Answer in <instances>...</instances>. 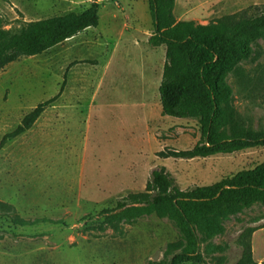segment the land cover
Listing matches in <instances>:
<instances>
[{
	"label": "rangeland",
	"instance_id": "374dc122",
	"mask_svg": "<svg viewBox=\"0 0 264 264\" xmlns=\"http://www.w3.org/2000/svg\"><path fill=\"white\" fill-rule=\"evenodd\" d=\"M87 0H0V27L89 8ZM98 26L0 71V264H160L182 239L152 214L104 223L99 214L145 191L165 169L181 191L207 187L264 163V147L179 159L202 143L197 120L166 117L158 89L165 48H151L149 0H98ZM264 0H175L177 23L215 26L250 15ZM264 42L226 77L237 122L264 132ZM39 114L27 128L30 115ZM223 133H227L226 130ZM199 264H237L241 235L264 264V201L219 219ZM22 224V225H21ZM253 230V231H251ZM194 264V263H188Z\"/></svg>",
	"mask_w": 264,
	"mask_h": 264
},
{
	"label": "trees",
	"instance_id": "16d2710c",
	"mask_svg": "<svg viewBox=\"0 0 264 264\" xmlns=\"http://www.w3.org/2000/svg\"><path fill=\"white\" fill-rule=\"evenodd\" d=\"M80 14L35 22L20 21L11 29L0 27V71L23 57L38 56L90 28L98 26V0ZM175 0H149L154 34L151 48H165L166 63L158 89L162 113L179 120H197L202 143L189 151H174L173 158H208L246 149L264 147V132H252L237 122L232 107V88L226 77L248 61L253 47L264 42V7L250 15L225 17L215 26L177 23L172 15ZM264 82V70L258 77ZM39 114L30 115L31 121ZM226 130L227 133H223ZM15 134L0 141V152ZM264 201V163L250 171H241L207 187L181 191L174 179L161 168L151 174L145 191L118 200L112 209L99 216L112 224L152 214L174 224L181 236L168 261L160 264H199L198 246L220 234L219 219L241 206ZM0 209L11 210L0 203ZM22 225V224H21ZM253 231V230H251ZM251 232L241 235L242 254L237 264H256L252 259Z\"/></svg>",
	"mask_w": 264,
	"mask_h": 264
},
{
	"label": "crops",
	"instance_id": "0c3cea01",
	"mask_svg": "<svg viewBox=\"0 0 264 264\" xmlns=\"http://www.w3.org/2000/svg\"><path fill=\"white\" fill-rule=\"evenodd\" d=\"M73 39V38H72ZM71 40V39H70Z\"/></svg>",
	"mask_w": 264,
	"mask_h": 264
}]
</instances>
